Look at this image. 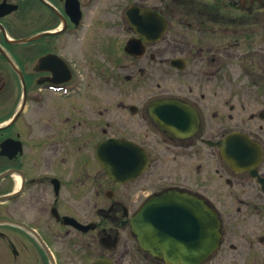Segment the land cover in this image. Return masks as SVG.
I'll return each mask as SVG.
<instances>
[{"label":"flooded vegetation","instance_id":"flooded-vegetation-1","mask_svg":"<svg viewBox=\"0 0 264 264\" xmlns=\"http://www.w3.org/2000/svg\"><path fill=\"white\" fill-rule=\"evenodd\" d=\"M0 264H264V0H0Z\"/></svg>","mask_w":264,"mask_h":264},{"label":"water","instance_id":"water-1","mask_svg":"<svg viewBox=\"0 0 264 264\" xmlns=\"http://www.w3.org/2000/svg\"><path fill=\"white\" fill-rule=\"evenodd\" d=\"M170 104V103H167ZM154 120L159 123L160 120L158 118H154ZM119 142H112L111 140H106L102 143H100L96 149V158L98 163L107 171L110 173V171L113 169L112 164L108 158V151L109 149L113 147H117ZM122 145L119 144V147ZM125 159L122 157L117 162H123ZM117 166V165H116ZM122 167V166H118ZM173 200L176 199L172 198ZM159 198L153 197L147 202L138 212L137 216L134 219V228L133 232L137 235V239L139 244L144 248L148 249L151 253L157 254V249L159 248V244L162 242L163 247L167 249V246L169 243L174 246V243L178 241L181 243L182 241H187L188 238H186L184 233L186 231L184 230H177L175 227L176 225L180 224L179 221L176 220V215L171 216L170 222L172 225V230L169 231V229H161L162 226H166L168 224V220L166 217H162L159 213V210L162 207V204H158ZM172 207L174 209H177V205L173 204ZM185 208L187 210H192L196 212V215L193 217H186L185 219H182L186 222L187 226L191 228V225H194L197 227L196 230V241H202L203 244L206 243L205 249H208L207 251L214 250L217 246V240H218V234H217V228L218 223L213 214H211V217L209 215H199V212L201 211V208L197 205L195 207L186 205ZM192 213V212H191ZM195 218V219H191ZM190 219V221H189ZM203 228H199L202 227ZM193 227V226H192ZM162 233L163 235L160 237L159 234ZM202 234L203 239L201 236L198 235ZM191 240H193V236L190 237ZM161 241V242H160ZM210 245V248H209ZM208 247V248H207Z\"/></svg>","mask_w":264,"mask_h":264}]
</instances>
